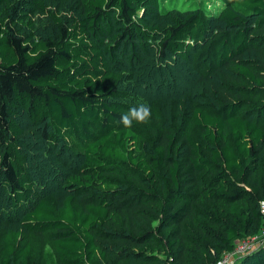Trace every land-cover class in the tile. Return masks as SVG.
<instances>
[{"label":"trees","instance_id":"1","mask_svg":"<svg viewBox=\"0 0 264 264\" xmlns=\"http://www.w3.org/2000/svg\"><path fill=\"white\" fill-rule=\"evenodd\" d=\"M218 1L0 0V264H214L264 230V0Z\"/></svg>","mask_w":264,"mask_h":264},{"label":"rangeland","instance_id":"2","mask_svg":"<svg viewBox=\"0 0 264 264\" xmlns=\"http://www.w3.org/2000/svg\"><path fill=\"white\" fill-rule=\"evenodd\" d=\"M218 3L214 2V0H161V8L162 9H168V8H177L179 10H185V9H191L195 7H201L203 4H206V9H208L211 12H217V10L220 8V2L217 0ZM147 63V61L145 62ZM170 68L169 71H174L171 65L167 64ZM181 67H185V71H182L184 74L188 71V69H191V65L182 64ZM183 74V75H184ZM160 75H162L160 73ZM186 75L189 76V73H186ZM183 77V76H182ZM190 79L181 81L182 84H184L185 87L189 88L194 80V77L189 76ZM163 80L165 82V79L163 77H160V79H156L155 83L149 82V86L145 85L142 86L146 92H142L146 94L145 97H147V100H156L160 98H169L171 95L176 94L173 88H165L164 82L162 84H158L159 81ZM185 82H187L185 84ZM148 88V89H147ZM174 91V92H173ZM178 93V92H177ZM154 95L156 98H154ZM44 255H40L38 257L36 251L33 253V264H39V261L44 259Z\"/></svg>","mask_w":264,"mask_h":264},{"label":"built area","instance_id":"3","mask_svg":"<svg viewBox=\"0 0 264 264\" xmlns=\"http://www.w3.org/2000/svg\"><path fill=\"white\" fill-rule=\"evenodd\" d=\"M259 207L261 213H264V201L260 202ZM261 244H264V230L236 239L233 248L229 252L224 253L214 264H233L236 258L247 254Z\"/></svg>","mask_w":264,"mask_h":264},{"label":"clouds","instance_id":"4","mask_svg":"<svg viewBox=\"0 0 264 264\" xmlns=\"http://www.w3.org/2000/svg\"><path fill=\"white\" fill-rule=\"evenodd\" d=\"M151 108L146 104H140L138 107H133L128 112L123 113L119 123L125 127H130L135 121L138 124H144L151 118Z\"/></svg>","mask_w":264,"mask_h":264}]
</instances>
